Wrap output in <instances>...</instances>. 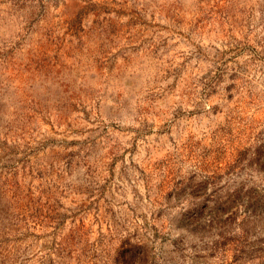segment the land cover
<instances>
[{
    "label": "rangeland",
    "instance_id": "obj_1",
    "mask_svg": "<svg viewBox=\"0 0 264 264\" xmlns=\"http://www.w3.org/2000/svg\"><path fill=\"white\" fill-rule=\"evenodd\" d=\"M0 264H264V0H0Z\"/></svg>",
    "mask_w": 264,
    "mask_h": 264
}]
</instances>
